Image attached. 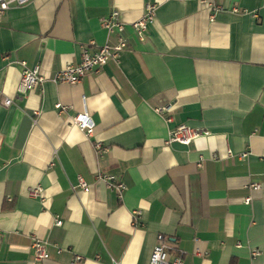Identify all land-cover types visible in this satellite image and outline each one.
<instances>
[{
	"label": "crops",
	"instance_id": "0c3cea01",
	"mask_svg": "<svg viewBox=\"0 0 264 264\" xmlns=\"http://www.w3.org/2000/svg\"><path fill=\"white\" fill-rule=\"evenodd\" d=\"M147 2L155 18L139 41L130 23ZM213 2L224 10L212 19L199 0H28L0 14V264H148L159 233L183 264H264V0ZM113 9L127 25L119 59L50 81L83 47L115 40L101 26ZM16 61L45 81L17 93ZM169 100L167 123L154 107ZM83 111L90 137L70 120ZM178 123L208 134L165 143ZM98 172L125 182L122 198ZM78 176L88 192L71 189ZM33 238L47 258L34 260Z\"/></svg>",
	"mask_w": 264,
	"mask_h": 264
},
{
	"label": "built area",
	"instance_id": "2783aa9c",
	"mask_svg": "<svg viewBox=\"0 0 264 264\" xmlns=\"http://www.w3.org/2000/svg\"><path fill=\"white\" fill-rule=\"evenodd\" d=\"M28 0H0V14L6 11L11 5H23ZM199 3L204 7L210 9L211 19L214 15L224 10L223 7L217 5L213 0H199ZM157 5L155 3L147 2L143 7L142 14L139 18L130 23V28L133 35L139 40L143 41L145 35L149 29V26L153 23L155 18ZM230 11L237 13L240 9L237 6H232ZM246 12V11H244ZM101 26L110 35H113L114 41L104 43L96 48L95 51H89L87 47H83L80 51V59L76 63H67L62 69L57 71L50 81L53 83H65L75 84L82 80V78L90 72H98L108 61H117L120 54L127 47V25L121 20L120 13L117 9H113L109 14L101 19ZM21 67L20 79L16 87V92L19 94H26L36 87L40 86L45 78L39 73V65L36 64L32 67H28L25 61H16ZM12 103V99L5 97L3 104L9 106ZM175 102L169 100L165 103H161L154 107L155 112L161 116L167 123L173 121V110ZM57 112H63L67 109L66 105L57 103L55 105ZM71 122L76 125L80 130L84 132L87 137L93 134V122L86 111L76 113L70 117ZM201 134H208L207 131L201 132L198 129L191 127L185 123H178L171 129H169L168 137L165 143H180L182 145H189L194 139L199 137ZM93 147L98 154L103 153L107 148L99 141L93 143ZM246 154H242L244 156ZM215 157V156H214ZM216 158V157H215ZM204 158L200 156L197 165L201 167L203 165ZM97 180H101L105 183L107 188L116 192L119 198L123 197L127 186L124 181L119 179L116 175L110 173L98 172L95 175ZM252 189H259V184L253 183L250 185ZM72 190L81 189L85 192L90 190V185L85 182L83 177L78 176L77 183L71 185ZM42 186L35 185L28 191V195L33 198H38L40 201L42 197ZM10 200L11 198L8 197ZM250 197L245 198V202H249ZM138 214V211L133 212V219ZM136 223L135 219L133 221ZM63 220L57 215H53V225L61 226ZM32 249L34 260H42L48 257L46 251V242L39 239H32ZM60 252V249H57ZM198 253V251H196ZM260 250L254 248L251 250L252 257L257 256ZM82 256L75 254L73 256V263L81 261ZM148 264H183V251L173 246L167 241L162 234L156 236V241L153 245Z\"/></svg>",
	"mask_w": 264,
	"mask_h": 264
}]
</instances>
